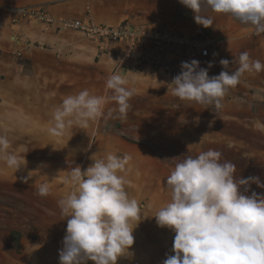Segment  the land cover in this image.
<instances>
[{
  "label": "rangeland",
  "instance_id": "rangeland-1",
  "mask_svg": "<svg viewBox=\"0 0 264 264\" xmlns=\"http://www.w3.org/2000/svg\"><path fill=\"white\" fill-rule=\"evenodd\" d=\"M96 1L85 0L86 6L82 7L79 5V0H0V11L8 16L9 25L15 26L14 31L22 23L41 25L40 30L44 33L84 38L100 55L102 52L98 51L96 43L87 38L85 33L79 30L59 28L54 31L44 25L45 21L49 19H77L88 20L95 27L96 25L109 27L96 19L94 8L91 9L92 6H89L90 2ZM57 5H63L65 10L71 6L72 15L69 17L55 16L51 13L50 7ZM39 7L41 8L40 11H37L41 14L39 22L15 18L18 9L36 11L34 9H39ZM14 20L15 23L12 22ZM124 22L133 25L127 19L121 23ZM138 26L145 28L169 27L182 37H186L173 24L145 22ZM205 32L223 38L221 34H218L219 31L205 28ZM238 40H236L238 42H232L235 53L240 54L246 51L253 60H259L264 64V34L258 36L251 32ZM12 43H16V37ZM47 45L51 49L46 45L41 46L42 54L47 52L59 56L58 52L60 51L56 47L49 43ZM220 46H222L221 43L217 48L219 49ZM110 48L108 47L109 50ZM12 51L13 53L5 52V64H8L11 56L14 58V63L16 61L21 63L22 69L18 74L20 77V80L17 81L18 84H25L29 88L27 95L31 94L35 99V96H40V94L39 91L32 88V84L36 83V79H38L40 84L45 85L42 87L45 92L41 94L49 101L45 100L43 104L36 98V103H39L40 107L33 109L32 104L26 100H31L30 97L23 98L24 100L21 102L19 96L13 94V100H11L14 104L13 107L5 106L3 115L6 117L3 116L2 119L0 117V135H7L11 145L9 151L24 157L27 161L26 166L17 173L7 169L3 162H0V179L3 178L6 181L2 182L3 186L0 185V264H60L59 252L63 248L67 218L62 216L58 201L71 191V185L65 183V178L73 167L79 166L82 171L87 169L93 163L91 160L93 155V160L106 158L110 152L114 151V148L116 150L115 144L110 148L111 143L115 141H127L129 144L147 146L151 148L153 155L165 156L171 162L173 169L174 164L186 156L195 157L202 151L216 150L221 153V162L231 161L236 165L235 175L237 177L255 176L264 183V70L259 73L253 72L254 76L251 75L252 73H248L250 75L246 77L248 82H241V89L238 92L234 91L232 95L228 93L223 98L222 107L219 110L213 105L197 103L190 105L186 101L177 100L172 95L171 89L168 88L170 81H163L158 84L160 90L155 89L152 94L147 93L138 100L130 101L131 107L125 118L121 119L118 113L109 116L108 110L115 107L114 103H109L104 109L105 115L90 122L86 129L76 126L70 128L72 132L79 129L87 132L86 144L84 139L78 140L75 137L78 136L76 133L74 137L62 142L54 141L53 145L57 144V147L49 148L48 142L54 140L47 139L50 136L48 129L51 126L46 127L48 123L36 122V117L47 116L45 114L48 112H51L52 117L54 109L48 108V104H52L53 101L55 103L57 100L55 105L58 106V100L62 101L68 95L77 94L78 90L84 88V85L91 94L104 95L106 91L101 92V89H103L102 85L106 83L107 78L103 77L104 80L100 78L98 81L91 82L89 77V82H85L84 74L80 70L85 64L82 63L81 67H76L79 61L68 58L61 60L62 64L54 65V69L45 71V76H40V74H36V72L42 71L39 66L34 65L35 70L32 69L30 62L19 58V51L16 49ZM101 55H104L103 58L110 63L113 62L110 75L116 70L122 72L124 69L135 68L140 64L138 61L133 65L129 60V65L123 69L122 67L116 69L117 63H119L116 58L114 59L108 51ZM59 58L61 59V56ZM88 66L89 64L85 67ZM250 77L252 79H249ZM20 95L24 94L20 91ZM16 104L17 108L14 107ZM33 110H35L34 113H32ZM132 117H138L140 122H145L143 128L140 127V131L133 130L134 134H130L129 131L132 125H125L127 120L128 123L132 120ZM17 121L19 123H16ZM140 125L138 123L136 126ZM31 128L32 130H30ZM34 130H38L39 134ZM106 134H112V140L105 139ZM78 141L84 143V151ZM104 141L105 144H103ZM116 155L123 156L118 150H116ZM33 164L38 168L35 171L39 170L40 173H32L33 178L27 183H23L21 178L28 175L30 169L27 170V167H31ZM141 164L144 166L143 162ZM167 170L165 169L163 174L161 173L158 180V185H162V187L156 188L157 197L152 195V202L148 205L144 203L142 194L137 193L146 190L139 186L141 183L138 177L133 174L136 172L132 171V166L127 167L126 172L122 173L127 181L125 189L129 198L136 199L140 205V221L135 228L138 234H143L146 217L151 222H147L152 226L151 232L152 230L153 233L157 232L153 227L156 224L154 216L157 213L154 207H157L158 204H154V202L165 201L168 203L171 199V193L166 189L165 181L172 170L170 168ZM136 175L138 176V174ZM140 179L142 180V176ZM43 182H48L50 185V193L46 197H40L37 194V187ZM129 185L130 187H128ZM253 191L261 194L264 193V188L251 184L248 194L250 195ZM144 207H146V212H144ZM134 226L136 225L133 224ZM174 236L175 233H168L166 236L150 235L148 236L149 240L146 239V236L134 237L135 242L130 249L131 255L120 258L118 264H162L168 255L174 254ZM88 264H93V262L89 261Z\"/></svg>",
  "mask_w": 264,
  "mask_h": 264
},
{
  "label": "clouds",
  "instance_id": "clouds-1",
  "mask_svg": "<svg viewBox=\"0 0 264 264\" xmlns=\"http://www.w3.org/2000/svg\"><path fill=\"white\" fill-rule=\"evenodd\" d=\"M178 2L190 9L194 21L204 28L213 26V19L203 14L210 10L228 15L255 35L264 34V0ZM219 63L223 70L210 77L211 62L208 68H201L197 60L182 62L180 73L168 85L172 95L219 110L223 98L237 87L245 73L264 70V64L246 51L231 61L237 65L234 70L228 59H220ZM126 75L120 71L111 74L104 95L84 89L66 96L52 112L49 134L62 138L73 126L86 129L90 122L105 115L109 103L116 105L108 110L109 116L118 113L125 118L134 95V89L126 86ZM10 147L7 135H0V162L17 173L27 161L9 151ZM92 157L93 163L84 171L76 166L68 172L65 183L71 185V191L58 201L62 216L67 218L60 264H118L120 258L131 255L135 242L133 232L140 221V205L129 198L122 175L131 156L109 153L103 159ZM34 172L40 173L30 171L22 182L32 179ZM235 174L236 165L221 162V153L212 149L195 157L186 156L175 164L165 181L170 202L154 216L158 227L175 233L174 254L162 264H264V193L248 194L251 184L264 188V183L259 177ZM49 193L48 182L38 185L40 197Z\"/></svg>",
  "mask_w": 264,
  "mask_h": 264
},
{
  "label": "crops",
  "instance_id": "crops-1",
  "mask_svg": "<svg viewBox=\"0 0 264 264\" xmlns=\"http://www.w3.org/2000/svg\"><path fill=\"white\" fill-rule=\"evenodd\" d=\"M79 5L82 7L86 6L85 0H79ZM89 6H92L96 13V19L103 24H107L109 26H116L127 19L128 21L132 22L133 25H138L140 23H149L153 22L156 24L159 23H166L170 25H175L177 30L180 33L185 34L186 36H192L197 34L198 32L205 31V28L198 25L193 18V13L190 9H187L185 6L180 4L178 0H97L96 2H90ZM63 5L51 6L50 10L51 13L58 17H69L72 15V7L70 6L69 9L65 10ZM79 11H81L79 9ZM187 12V18L181 17L183 12ZM204 15L210 16L213 19V26L209 27L210 30H215L218 34H221L223 38L221 39L220 48H211L209 50L208 56L206 58L196 57L192 60L199 61L201 68H208L209 62L212 63V67L208 68L209 76L219 75V73L223 70L222 66L220 65V59H228L230 61V68L233 70L237 67L236 64H231V61L238 57L240 54L234 52V45L232 42L241 39L244 35L250 34L252 31L251 29L247 28L246 26L241 25L238 21L230 18L228 15L225 14H217L210 10H207L203 13ZM68 15V16H67ZM14 27L9 25L8 16H6L2 11H0V117H6L3 115L5 111V106L13 107L11 100H13V94L17 97L19 96V101L23 102L26 97H30L31 100L26 99L29 103L32 104L33 109L36 107H40L39 103L37 104L36 98L43 102L47 99L42 94L45 92L42 88L45 86L44 84H40L39 80L36 79V83L32 84V88L34 90L39 91L40 96L34 97L30 94L27 95L28 89L27 86L18 84V80L20 77L18 76L19 72L22 69V65L20 62L14 63L13 57H10L8 64H5V52L11 51L16 49L19 51L18 56L23 61L30 62L32 69H34V65L39 66L42 71L36 72V74H40V76H45V71L52 70L51 68H55L54 65L62 64V61L66 58L78 60V65L76 67H81L82 63L85 65L80 68L84 74V81L89 82L88 79L90 77L91 82L98 81L100 78L104 80L103 77L108 78L110 76V72L112 71V61L111 63L108 60L103 58L104 55H99L96 49L93 46H90L88 42L84 38H78L77 36L68 37V35L64 34L63 36H55L49 33H44L40 30L41 25L32 24V23H22L18 29L14 31ZM16 32L17 34H15ZM16 37V43L13 44L11 41L13 38ZM10 40V41H9ZM239 41V40H238ZM236 41V42H238ZM47 43L56 47V51L61 56L59 58L58 54L54 56L52 53L42 54L40 52L41 46H48ZM236 45V44H235ZM50 48V46H48ZM51 49V48H50ZM115 49V47L111 46L110 50ZM215 54V55H214ZM236 55V56H235ZM104 59V60H102ZM62 60V61H61ZM131 63L133 65L140 61V64L135 68L124 69L122 72L123 74H127L125 79L127 81V87L129 89H134V95L130 99L138 100L140 97L145 96L147 93L152 94L155 89H159L160 87L158 84L163 83V81L169 80L170 83L172 79L178 75L181 71V63L182 61L171 54H156L153 53L145 48H138L134 51L131 57ZM190 60V61H192ZM97 61V62H96ZM189 61V62H190ZM105 63V64H104ZM88 67H85L88 65ZM93 64L92 66H90ZM131 65V64H130ZM48 66V67H47ZM98 66V67H97ZM8 67V68H7ZM15 70V71H14ZM35 70V69H34ZM251 74V73H250ZM251 75L254 76L252 73ZM250 76L248 73H245L241 77L240 83L237 85L235 89L229 91V94L232 95L234 91L238 92L241 89V82L246 83L248 82V78ZM249 79H252L251 77ZM101 82V81H100ZM89 84V83H88ZM90 85V84H89ZM96 85V84H95ZM103 86V91H106V83ZM156 86V87H155ZM38 87V88H36ZM87 89L86 85L84 88L78 90V92ZM20 91L23 96L20 95ZM42 93V94H41ZM12 95V96H11ZM162 97V94H161ZM24 98V99H23ZM178 100V98H176ZM56 100V99H55ZM18 101V102H19ZM57 101V100H56ZM55 101V103H56ZM129 101V102H130ZM17 102V103H18ZM54 102V101H53ZM49 103L48 108H55V103ZM59 104L62 102L58 100ZM186 103L194 104V102ZM17 104L14 106L17 108ZM35 106V107H34ZM116 107V105H114ZM45 107V105H44ZM33 110L32 113H34ZM51 112L46 113L47 116H38L36 117L37 121L40 123H48L49 127L51 126ZM140 118L132 117V120L126 121L125 125H132L129 131L130 134H134L133 130L140 131V127L143 128L145 122H140ZM2 121V120H1ZM35 122V123H36ZM16 123H19L18 121ZM32 123L34 121L32 120ZM141 124L140 126H136L137 124ZM38 124V123H37ZM33 128V127H32ZM32 128L30 130H32ZM34 129V128H33ZM36 131V130H34ZM142 131V130H141ZM39 134V131H36ZM78 134L75 136L78 140L84 139L86 144L87 139V132L83 130H75L72 132V129L68 130L62 138L52 137L51 135L48 136L47 139H54L53 141L48 142L49 148H56L57 144H54V141L60 140L61 142L67 140L68 138L74 137V134ZM83 135V136H81ZM112 134H106L105 139L112 140ZM138 140V139H137ZM107 141V142H108ZM110 143V142H108ZM82 147L81 149L84 151V143L78 141ZM105 144V141L103 142ZM112 145L110 148L115 144L116 150L122 155L128 154L131 156V160L127 167L132 166V171H135L138 176L133 173L136 177H138L139 185L142 189L146 191H138L137 193H141L143 196L144 203L146 205L150 204L151 198L153 199L152 195L157 197V190L156 188L162 187V185H158V180L160 179L162 172L165 169L171 168V162L165 156H158L153 155L151 152V148L147 146H140L138 144H129L127 141H115L111 143ZM150 144V143H149ZM102 145V143H101ZM101 150V149H100ZM116 150L114 148L111 154L116 155ZM144 166H142V163ZM168 162V163H167ZM174 164V163H172ZM141 165V167H140ZM175 165V164H174ZM135 167V168H134ZM36 165L33 164L31 167H27V170L35 171ZM38 169V168H37ZM167 170V171H168ZM162 173V174H161ZM142 176V180L140 179ZM3 178L0 179V185L3 186L4 181ZM3 182V183H2ZM138 183V184H140ZM138 186V187H139ZM130 187V185L128 186ZM144 187V188H143ZM150 198V199H149ZM171 198V195H170ZM168 202V201H167ZM158 204L157 207L155 206L154 210L158 212V210L165 206L167 203L165 201H158L154 202V204ZM147 207V206H146ZM146 207H144V212H146ZM156 215V213H155ZM156 221V220H155ZM150 222L147 217L145 220V226L143 227V234L136 233V229L133 232L134 237L139 236H146V239L149 240L150 235H161L166 236L168 233H174L169 229H162L157 227L154 224L153 229L157 232H151L152 226L149 225ZM151 223V222H150ZM156 223V222H154ZM135 227V226H134ZM145 242V240H143ZM146 243V242H145ZM149 245V244H147ZM150 246V245H149ZM55 264V263H53Z\"/></svg>",
  "mask_w": 264,
  "mask_h": 264
},
{
  "label": "built area",
  "instance_id": "built-area-1",
  "mask_svg": "<svg viewBox=\"0 0 264 264\" xmlns=\"http://www.w3.org/2000/svg\"><path fill=\"white\" fill-rule=\"evenodd\" d=\"M36 11L16 10V19H24L39 22L41 14ZM15 23L16 21H12ZM45 27L53 29L79 30L86 34V37L96 43L98 51L103 54L108 51L113 58L117 59L116 69L126 67L134 51L138 48H145L156 54H171L178 57L182 62H189L193 58H206L211 48L218 47L221 39L216 35L206 34L205 31L198 32L195 36L182 37L173 28L160 26L158 28L140 27L131 25L128 22L119 24L116 27L98 26L96 27L88 20L60 19L45 21ZM14 41V37H12ZM110 45V46H109ZM115 47L109 50L108 47ZM148 46V47H147ZM117 72V70L115 71Z\"/></svg>",
  "mask_w": 264,
  "mask_h": 264
},
{
  "label": "water",
  "instance_id": "water-1",
  "mask_svg": "<svg viewBox=\"0 0 264 264\" xmlns=\"http://www.w3.org/2000/svg\"><path fill=\"white\" fill-rule=\"evenodd\" d=\"M188 15H187V12L186 11H184L183 12V14H181V17H187Z\"/></svg>",
  "mask_w": 264,
  "mask_h": 264
}]
</instances>
